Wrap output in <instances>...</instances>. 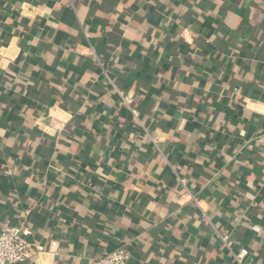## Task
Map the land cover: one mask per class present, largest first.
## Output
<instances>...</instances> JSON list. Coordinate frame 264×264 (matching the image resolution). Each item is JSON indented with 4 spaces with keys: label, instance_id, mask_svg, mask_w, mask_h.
Returning a JSON list of instances; mask_svg holds the SVG:
<instances>
[{
    "label": "crops",
    "instance_id": "1",
    "mask_svg": "<svg viewBox=\"0 0 264 264\" xmlns=\"http://www.w3.org/2000/svg\"><path fill=\"white\" fill-rule=\"evenodd\" d=\"M11 225L21 264H264V0H0Z\"/></svg>",
    "mask_w": 264,
    "mask_h": 264
},
{
    "label": "built area",
    "instance_id": "2",
    "mask_svg": "<svg viewBox=\"0 0 264 264\" xmlns=\"http://www.w3.org/2000/svg\"><path fill=\"white\" fill-rule=\"evenodd\" d=\"M88 55H96L95 50L90 49ZM120 95L124 104L130 107L134 101L133 97L130 95ZM48 116L51 119L50 131L54 135H60L72 119V116L65 112L60 104L53 106ZM150 139L154 147L159 150L164 142L165 136L162 133H158ZM112 183L117 185L114 181ZM179 196L180 202H184L185 204L190 203L194 205L197 211L204 214L202 201L198 196L188 191L179 193ZM28 234L29 229L25 225H11L0 231V264H21L24 262L27 251L31 246ZM221 238L227 243L226 236L222 235ZM128 259V251L126 248L120 247L113 253L106 254L101 259L96 260L94 264H128Z\"/></svg>",
    "mask_w": 264,
    "mask_h": 264
}]
</instances>
